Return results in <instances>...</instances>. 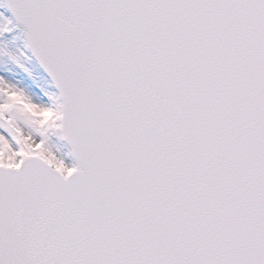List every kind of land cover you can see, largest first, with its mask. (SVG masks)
Instances as JSON below:
<instances>
[{
  "label": "snow or ice",
  "instance_id": "snow-or-ice-1",
  "mask_svg": "<svg viewBox=\"0 0 264 264\" xmlns=\"http://www.w3.org/2000/svg\"><path fill=\"white\" fill-rule=\"evenodd\" d=\"M5 5L0 264H264V0Z\"/></svg>",
  "mask_w": 264,
  "mask_h": 264
},
{
  "label": "rangeland",
  "instance_id": "rangeland-1",
  "mask_svg": "<svg viewBox=\"0 0 264 264\" xmlns=\"http://www.w3.org/2000/svg\"><path fill=\"white\" fill-rule=\"evenodd\" d=\"M0 16H2L3 18L12 19V18H10L11 16H10L9 12L6 10V7L4 6L2 0H0ZM13 34L18 36L19 38L16 40H12L9 38V39H5L3 41H0V47H6V49L8 51H11V52H16V50L18 48H22V46H23V41H22L23 35L21 34L20 30L18 29V32L14 31ZM6 66L9 68H12L13 71L18 76V78H21L25 82H28L25 73L21 72L19 69L15 68L13 65H11L10 62H8L7 56L0 53V68H4ZM32 66L34 67L35 71H39L38 67H35V61H33Z\"/></svg>",
  "mask_w": 264,
  "mask_h": 264
},
{
  "label": "water",
  "instance_id": "water-1",
  "mask_svg": "<svg viewBox=\"0 0 264 264\" xmlns=\"http://www.w3.org/2000/svg\"><path fill=\"white\" fill-rule=\"evenodd\" d=\"M4 1V3H5V0H3ZM11 13V12H10ZM19 25V28L21 29V31H22V33H23V25H21V24H18Z\"/></svg>",
  "mask_w": 264,
  "mask_h": 264
}]
</instances>
